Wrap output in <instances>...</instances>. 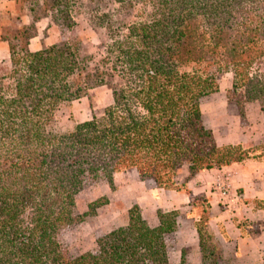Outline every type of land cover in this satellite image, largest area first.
I'll return each instance as SVG.
<instances>
[{
    "label": "trees",
    "instance_id": "obj_1",
    "mask_svg": "<svg viewBox=\"0 0 264 264\" xmlns=\"http://www.w3.org/2000/svg\"><path fill=\"white\" fill-rule=\"evenodd\" d=\"M14 1L17 14L0 35L11 62L9 73L0 76V264H172L177 209L157 211L153 226L133 205L127 224L73 257L57 234L78 217L75 195L87 182L113 184L114 173L134 169L159 188L188 192L187 181L201 171L247 158L264 160V142L219 145L200 108V98L217 91L227 71L233 74L227 94L241 89L237 107L256 101L264 108V72L251 73L264 54V0H148L149 20L126 25L109 48L110 70L123 80L118 85L91 65L92 56L82 51L76 35L29 50L35 22L47 13L60 33L72 29L68 0ZM101 1L88 0L89 16L114 31L109 12L100 11ZM22 12L31 17L27 25L20 23ZM96 84L112 90L113 102L101 115L64 133L48 128L60 103L78 99ZM185 169L188 175L179 181ZM197 200L191 205L201 207L194 225L202 256L206 259L210 243L219 258L210 201ZM27 208L31 216L23 225Z\"/></svg>",
    "mask_w": 264,
    "mask_h": 264
},
{
    "label": "rangeland",
    "instance_id": "obj_2",
    "mask_svg": "<svg viewBox=\"0 0 264 264\" xmlns=\"http://www.w3.org/2000/svg\"><path fill=\"white\" fill-rule=\"evenodd\" d=\"M68 1L70 2L69 8L72 10L70 12L71 20L74 23L72 29H63V33H60V28L53 23L52 30L44 31V37L41 35V41L45 43L44 39L46 37L51 38L55 32L59 37L57 42L63 37L76 35L82 41V51L92 56L91 65L98 68L99 71L107 73L105 74L106 81L114 85L122 83L123 80L118 73L110 70L112 63L114 64V57L112 54L109 55V48L115 39L126 32V25L149 20L148 15L151 10L149 1L102 0L99 2L100 11L109 12L114 31H109L105 26L99 27L94 23L87 10L88 5L92 4L88 0ZM12 3L14 4V1ZM2 5L5 8L0 10V35L1 28L11 22L15 16L11 15L7 8L9 2H2ZM103 59L107 63H103ZM10 68V54L7 48L6 54L2 58L0 57V76L8 74ZM182 68L190 69V65ZM261 72H264V54L251 67L252 74ZM7 82L8 80H5V83ZM218 82L220 88L217 91L221 92L213 95L217 92L214 91L202 96L200 104L204 106V111L207 112V122L213 124L219 138H223L229 126L227 120L230 110L223 112V105H226L225 101H227L228 104H234L233 107L237 108L235 112L232 111V114L236 116L235 125L232 124V133L238 136L248 133L251 139L253 137L257 141L263 140L264 108H261L256 101H245L242 102L241 107H237L234 102L242 98L241 89L236 90L238 91L236 94L234 92L227 94L233 84L231 71L224 72ZM112 102V90L109 85H93L87 89L85 95L78 99L60 103L49 122L48 128L56 133L70 131L77 123L88 120L93 115H101ZM233 120L230 119L231 122ZM187 175L185 169L179 175L178 180L183 181ZM193 177L187 181L188 192L159 188L150 179H140L134 169L114 173L113 184H110L106 179L92 183L87 182L75 195L73 209L78 217L70 225L58 231L57 237L64 251L73 257L84 251L95 249L97 238L113 228L127 224L129 209L133 205H137L142 217L153 226L158 224L157 211L171 209L179 211V226L171 235L169 245V258L172 264H210L211 262L233 264L234 257L223 246L225 236L223 223L217 217L219 212L224 209V201L230 198L234 192H237V189H233L230 184L229 191L223 195V188L219 186L220 174L200 178L195 182L192 181ZM227 181L229 182V180ZM204 197L210 201L211 205L208 213L209 224L221 247L219 258L214 257L216 251L212 252L213 247L210 243L206 259L203 258V251L199 245L194 225L201 207H192L191 203H200L201 200H197V198L203 199ZM30 216L31 209L27 208L21 216L23 225L29 222ZM181 257L184 259L183 263H181Z\"/></svg>",
    "mask_w": 264,
    "mask_h": 264
},
{
    "label": "crops",
    "instance_id": "obj_3",
    "mask_svg": "<svg viewBox=\"0 0 264 264\" xmlns=\"http://www.w3.org/2000/svg\"><path fill=\"white\" fill-rule=\"evenodd\" d=\"M9 2L8 9L11 15H16V3L14 0H0V10L5 8L2 2ZM14 1V4L12 3ZM13 4V5H12ZM31 22V17L27 12L20 14V23L27 25ZM36 35L30 39L28 48L30 51H36L43 46L57 43L59 40L56 32L55 35L46 37L43 43L41 35L44 37V31L52 30L53 21L49 13L43 15L35 22ZM9 52L8 43L1 39L0 36V57L2 58L7 51ZM220 88V87H219ZM217 91L214 94H218ZM223 105V112L230 110L227 122L229 126L224 133L223 138H219L213 128V124L206 120L207 112L204 111V106L200 104L204 124L207 128L213 131L216 142L222 144L240 143L245 147L260 144L263 140L251 139L248 133L240 136L232 133V124L235 125L236 116L232 114L237 108L234 104ZM228 105V106H227ZM215 109V106H213ZM230 119H234L232 122ZM220 141V143H219ZM252 141V142H251ZM251 143V144H250ZM221 175L229 180V184L233 189H237L232 196L223 204L224 209L219 212L217 217L222 221L225 236L223 246L225 250L230 252L234 257L233 264H264V160H256L247 158L241 162H235L231 165L222 167L221 169L214 168L197 173L192 181H197L200 178L210 177L212 175ZM217 220V219H216Z\"/></svg>",
    "mask_w": 264,
    "mask_h": 264
},
{
    "label": "built area",
    "instance_id": "obj_4",
    "mask_svg": "<svg viewBox=\"0 0 264 264\" xmlns=\"http://www.w3.org/2000/svg\"><path fill=\"white\" fill-rule=\"evenodd\" d=\"M223 177H221L220 179H219V186H221L222 188H223V192H222V194L223 195H226V193L229 191V189H230V184H229V182L227 181L228 180V178L226 177H224L223 179H222Z\"/></svg>",
    "mask_w": 264,
    "mask_h": 264
}]
</instances>
